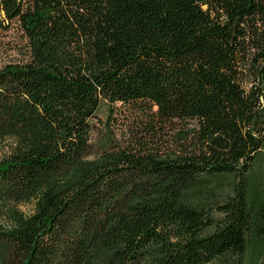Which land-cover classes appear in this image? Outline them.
Wrapping results in <instances>:
<instances>
[{
	"label": "trees",
	"instance_id": "1",
	"mask_svg": "<svg viewBox=\"0 0 264 264\" xmlns=\"http://www.w3.org/2000/svg\"><path fill=\"white\" fill-rule=\"evenodd\" d=\"M0 15L25 45L0 66V264H262L264 0H0ZM104 102L121 140L95 154ZM222 175L217 218L191 194Z\"/></svg>",
	"mask_w": 264,
	"mask_h": 264
},
{
	"label": "rangeland",
	"instance_id": "2",
	"mask_svg": "<svg viewBox=\"0 0 264 264\" xmlns=\"http://www.w3.org/2000/svg\"><path fill=\"white\" fill-rule=\"evenodd\" d=\"M3 15H0V18ZM25 51L24 41L22 40L19 28L14 27L8 31L0 30V66L11 62L21 61ZM108 103H103L97 112V116L92 119V145L95 154L101 152L102 148L111 143L121 140L120 133L115 127V123L120 116V106L114 110V114H109ZM235 177L233 175H222L217 177H207L199 187L191 194L192 200L199 205L215 211L218 218L220 215L216 206L222 203L231 194V189ZM250 193L252 196L264 197V153H262L253 164L250 173ZM22 210L28 213L32 210L31 206L22 205ZM262 264H264V257Z\"/></svg>",
	"mask_w": 264,
	"mask_h": 264
}]
</instances>
